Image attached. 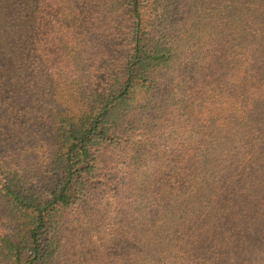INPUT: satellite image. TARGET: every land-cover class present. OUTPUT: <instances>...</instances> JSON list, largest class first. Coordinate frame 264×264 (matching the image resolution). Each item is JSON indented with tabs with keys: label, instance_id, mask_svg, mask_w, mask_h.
I'll list each match as a JSON object with an SVG mask.
<instances>
[{
	"label": "trees",
	"instance_id": "16d2710c",
	"mask_svg": "<svg viewBox=\"0 0 264 264\" xmlns=\"http://www.w3.org/2000/svg\"><path fill=\"white\" fill-rule=\"evenodd\" d=\"M0 264H264V0H0Z\"/></svg>",
	"mask_w": 264,
	"mask_h": 264
}]
</instances>
